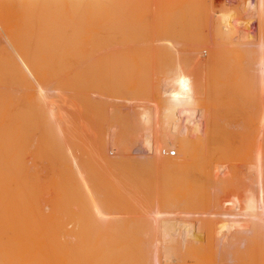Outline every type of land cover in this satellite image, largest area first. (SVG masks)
Listing matches in <instances>:
<instances>
[{
	"label": "bare ground",
	"instance_id": "obj_1",
	"mask_svg": "<svg viewBox=\"0 0 264 264\" xmlns=\"http://www.w3.org/2000/svg\"><path fill=\"white\" fill-rule=\"evenodd\" d=\"M263 71L264 0H0V264H264Z\"/></svg>",
	"mask_w": 264,
	"mask_h": 264
},
{
	"label": "rangeland",
	"instance_id": "obj_2",
	"mask_svg": "<svg viewBox=\"0 0 264 264\" xmlns=\"http://www.w3.org/2000/svg\"><path fill=\"white\" fill-rule=\"evenodd\" d=\"M264 72V71H263ZM260 73V72H259ZM262 73V72H261ZM262 75H263V73H262ZM264 97V96H263ZM263 99V98H262ZM254 102V101H253ZM262 104V103H261ZM252 105H254V103L252 104H250V107L252 106ZM259 105V104H258ZM256 106V105H255ZM263 106V105H262ZM264 107V106H263ZM254 108V107H253ZM257 108V107H256ZM260 109V108H259ZM258 109V110H259ZM251 110H253V109H251ZM257 110V109H256ZM253 112H255V111H253ZM257 113H258V111H256ZM263 111H261V113H262ZM255 115V114H254ZM240 117V116H239ZM238 117V118H239ZM29 136V137H28ZM32 136V135H31ZM30 135H27V139H26V143H27V141H28V143L26 144L25 142H23L22 141V143L19 145H16L15 147L14 146H12V144H10L9 145V147H11L10 148V152L11 153H15V154H20L21 156H23V158H25L26 159V163L29 165V169L31 170L30 171V174H29V176H28V178L26 179L27 180V191H28V196H30V197H32L34 194H36V188H37V184H36V176H37V171H38V160H39V158H38V155H37V152H36V147H37V143H35V139L33 140L32 139V137H31ZM30 138V139H29ZM29 140L30 141H32V142H29ZM26 144V145H25ZM31 144H32V146H31ZM36 144V145H35ZM19 146V147H18ZM26 146V147H25ZM28 146V147H27ZM31 146V147H30ZM17 147L18 148H20V151H19V149H17ZM35 147V148H34ZM27 148H28V150H27ZM22 149V150H21ZM29 149H31V150H29ZM32 149H33V151H32ZM32 151V152H31ZM36 152V153H35ZM176 153V152H175ZM31 159V160H30ZM36 161V162H34V161ZM34 162V163H33ZM31 163V164H30ZM36 163V164H35ZM34 165V166H33ZM35 166H37V167H35ZM35 169H37V170H35ZM33 170V171H32ZM35 170V171H34ZM37 172V173H36ZM32 173H33V175H32ZM36 173V174H35ZM34 179V180H33ZM32 182H31V181ZM34 182V183H33ZM28 187H31V188H28Z\"/></svg>",
	"mask_w": 264,
	"mask_h": 264
},
{
	"label": "built area",
	"instance_id": "obj_3",
	"mask_svg": "<svg viewBox=\"0 0 264 264\" xmlns=\"http://www.w3.org/2000/svg\"><path fill=\"white\" fill-rule=\"evenodd\" d=\"M168 154H174V149L170 148V149L168 150Z\"/></svg>",
	"mask_w": 264,
	"mask_h": 264
}]
</instances>
